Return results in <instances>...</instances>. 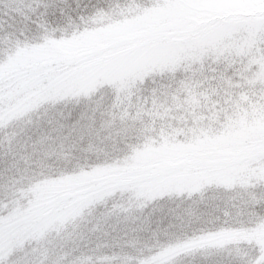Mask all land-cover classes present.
<instances>
[{
	"label": "snow or ice",
	"instance_id": "6c2138e0",
	"mask_svg": "<svg viewBox=\"0 0 264 264\" xmlns=\"http://www.w3.org/2000/svg\"><path fill=\"white\" fill-rule=\"evenodd\" d=\"M0 264H264V0H0Z\"/></svg>",
	"mask_w": 264,
	"mask_h": 264
}]
</instances>
